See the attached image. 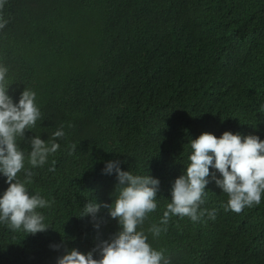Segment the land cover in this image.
I'll return each instance as SVG.
<instances>
[{
    "label": "trees",
    "instance_id": "obj_1",
    "mask_svg": "<svg viewBox=\"0 0 264 264\" xmlns=\"http://www.w3.org/2000/svg\"><path fill=\"white\" fill-rule=\"evenodd\" d=\"M0 17L9 94L16 102L34 91L41 111L25 137L50 143L65 132L47 164L26 159L32 175H17L49 202L37 209L49 229L0 225V264H56L65 249L86 253L109 240L119 225L108 208L97 214L99 230L80 215L88 200L113 203L116 175L102 170L114 160L159 179L157 209L142 228L170 264H264V196L225 211L214 181L201 209H215V219L172 216L159 237L147 232L189 163L191 139L231 131L264 140V0H6ZM18 142L27 155V139Z\"/></svg>",
    "mask_w": 264,
    "mask_h": 264
},
{
    "label": "clouds",
    "instance_id": "obj_2",
    "mask_svg": "<svg viewBox=\"0 0 264 264\" xmlns=\"http://www.w3.org/2000/svg\"><path fill=\"white\" fill-rule=\"evenodd\" d=\"M6 0H0L3 8ZM7 20L0 17V30ZM8 68L0 63V177H5L8 185L0 192V225L10 231L23 230L27 235L47 231L45 216L37 209L49 207V202L38 193H29L25 182L17 175L22 170L30 177L32 172L25 168V160L31 168L43 167L48 158L56 153L58 140L65 136L63 128L52 134L51 142L40 136L25 137L41 119V111L36 104V93L24 88L18 101L9 94L7 84ZM18 138L27 139L30 150L25 153ZM191 152L188 165L171 185V199L158 224H152L147 232L154 238L167 231L172 216L188 217L198 222L205 212L215 219V209H201L206 186L214 181L228 200L222 206L225 211L240 213L246 207L259 205L264 196V140L257 135L244 136L237 132L225 131L219 138L212 133H202L190 140ZM49 171H55V161ZM120 161H106L102 170L105 174L115 173L117 179L115 199L112 204H100L88 200L82 206L83 216H90L94 228L101 207L109 210L116 219L119 230L109 239L86 253L76 248L65 249L58 256L56 264H170L163 251L154 249L147 241L148 235L142 228L148 215L157 209V192L160 181L151 175L134 174L121 170ZM210 168L213 171L210 173ZM63 243V241H62ZM54 250L61 245L53 244ZM98 255L99 258H94Z\"/></svg>",
    "mask_w": 264,
    "mask_h": 264
}]
</instances>
